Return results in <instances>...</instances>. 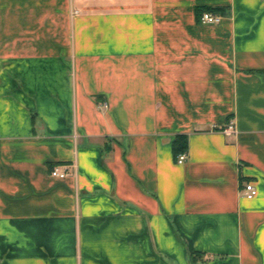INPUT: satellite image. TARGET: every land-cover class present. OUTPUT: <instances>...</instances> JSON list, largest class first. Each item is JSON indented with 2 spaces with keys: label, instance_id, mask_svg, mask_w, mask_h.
Here are the masks:
<instances>
[{
  "label": "crops",
  "instance_id": "0c3cea01",
  "mask_svg": "<svg viewBox=\"0 0 264 264\" xmlns=\"http://www.w3.org/2000/svg\"><path fill=\"white\" fill-rule=\"evenodd\" d=\"M0 264H264V0H0Z\"/></svg>",
  "mask_w": 264,
  "mask_h": 264
},
{
  "label": "built area",
  "instance_id": "2783aa9c",
  "mask_svg": "<svg viewBox=\"0 0 264 264\" xmlns=\"http://www.w3.org/2000/svg\"><path fill=\"white\" fill-rule=\"evenodd\" d=\"M222 19V16L220 14L217 13H213L210 11H205L201 14L200 17V21L203 24H215V23H219ZM105 105V104H104ZM235 131V126L232 124L230 126H228L227 132L231 133ZM187 159V154H181L180 156H178L177 158V163L182 164L186 161ZM51 175L53 177H58V178H64L67 176V172L63 171L59 166H55L52 171H51ZM257 194V188L256 186L252 183V182H248L245 186V195L247 198H254Z\"/></svg>",
  "mask_w": 264,
  "mask_h": 264
},
{
  "label": "trees",
  "instance_id": "16d2710c",
  "mask_svg": "<svg viewBox=\"0 0 264 264\" xmlns=\"http://www.w3.org/2000/svg\"><path fill=\"white\" fill-rule=\"evenodd\" d=\"M225 7H219V8H207L204 10H201L200 13L202 14L203 11H210L213 13H217L220 15H225ZM189 149V141L187 136L185 135H179L177 137V139L173 142L172 145V151H173V156L175 158V160H177L178 156H180L181 154L187 153ZM194 257H197V254L193 255Z\"/></svg>",
  "mask_w": 264,
  "mask_h": 264
}]
</instances>
